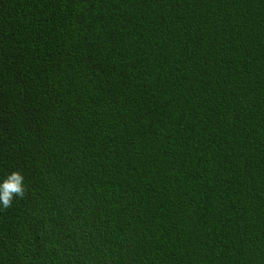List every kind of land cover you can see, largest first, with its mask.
I'll use <instances>...</instances> for the list:
<instances>
[{
  "label": "trees",
  "instance_id": "trees-1",
  "mask_svg": "<svg viewBox=\"0 0 264 264\" xmlns=\"http://www.w3.org/2000/svg\"><path fill=\"white\" fill-rule=\"evenodd\" d=\"M0 264H264V0H0Z\"/></svg>",
  "mask_w": 264,
  "mask_h": 264
},
{
  "label": "clouds",
  "instance_id": "clouds-1",
  "mask_svg": "<svg viewBox=\"0 0 264 264\" xmlns=\"http://www.w3.org/2000/svg\"><path fill=\"white\" fill-rule=\"evenodd\" d=\"M26 187L24 176L16 171L12 172L0 183V211H7L12 208L13 200L23 201Z\"/></svg>",
  "mask_w": 264,
  "mask_h": 264
}]
</instances>
